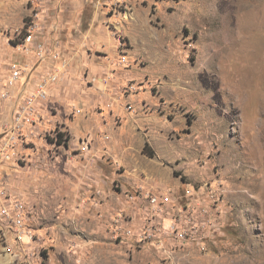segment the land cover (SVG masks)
Masks as SVG:
<instances>
[{
	"label": "rangeland",
	"instance_id": "374dc122",
	"mask_svg": "<svg viewBox=\"0 0 264 264\" xmlns=\"http://www.w3.org/2000/svg\"><path fill=\"white\" fill-rule=\"evenodd\" d=\"M50 16L59 56L31 75L74 71L76 98L13 148L0 101V207L35 211L46 264H264V0H0V48Z\"/></svg>",
	"mask_w": 264,
	"mask_h": 264
},
{
	"label": "built area",
	"instance_id": "2783aa9c",
	"mask_svg": "<svg viewBox=\"0 0 264 264\" xmlns=\"http://www.w3.org/2000/svg\"><path fill=\"white\" fill-rule=\"evenodd\" d=\"M35 1L41 2L42 0ZM44 23L40 20H31L26 35L14 44L13 48L22 51L24 54L32 53L39 60H45L47 56L56 59L59 56L58 42L56 40L54 42L47 40V42L40 37L43 34ZM51 27L56 28L55 25H51ZM31 71V68L28 69L26 65H21L16 60L0 59V101L13 99L14 90L20 92V97L14 104L10 128L5 137L1 139V144L4 143L9 148H13L15 143L21 139V128L24 125L33 124V121L41 115V108L45 107L44 104L49 97L51 87L60 80L56 68L46 72L47 74L40 75L37 79L31 75ZM26 73H30L31 77H28ZM25 84H28L27 90L24 89L26 88L24 87ZM24 134L25 137L29 138L40 136L39 131L33 127ZM80 149L83 151L88 150V142L83 141ZM161 192L163 191L157 193ZM193 192L195 194L191 193L188 196L198 195L196 191ZM157 193H153L150 197L154 208L160 206L162 199H165V196ZM170 199L174 198L170 197ZM22 208L19 201H13L9 205L0 207V242L3 250L11 259L12 264H46L44 248L39 244L38 237L27 223L29 217H32V213L35 214V211H22ZM178 211L185 210L178 209ZM178 222V220H172L169 223L166 228L168 235L170 233L175 237L184 236V227H181ZM152 236V233L148 231L143 234L142 239Z\"/></svg>",
	"mask_w": 264,
	"mask_h": 264
},
{
	"label": "crops",
	"instance_id": "0c3cea01",
	"mask_svg": "<svg viewBox=\"0 0 264 264\" xmlns=\"http://www.w3.org/2000/svg\"><path fill=\"white\" fill-rule=\"evenodd\" d=\"M54 17H52V16L49 17L52 20H54V21L50 22L49 24H48V19L49 18L47 17L45 19L44 22H46V24L44 23L45 25H44L43 34L40 35L41 38L47 39L50 42H54V39L58 38L57 36H59L58 25L56 24L57 22H55L56 17L55 18ZM51 25L52 26L56 25V30H53ZM0 58L1 59H13V60H16L20 64L26 65V67L28 69L31 68V70H33L34 74L42 71L43 67L48 66L50 64L48 62H46L44 64V62H43L42 64H40L39 66L36 67V65L33 64L34 63V59L32 58V56L30 54H24V53H22V51H18V50L14 49V48L10 49L8 47L7 48L6 47L0 48ZM72 74H73L72 77H71L72 79L69 81L70 82V87L66 88V85L68 83L67 82L65 85H62V86L59 85L58 87L53 88L50 91L51 97L50 98L48 97L49 99H47V101L45 102V104H44L45 106H47V105L51 106L52 103H53L54 105L61 106V107L63 106V108H64L65 105H67V103L69 101H71L72 98L73 99L76 98L75 95L77 93V87H78V82L77 81L78 80L76 79L77 76L74 73V71L72 72ZM24 89L27 90L28 87H26ZM13 92H15L14 93V98L11 99L7 104L4 105L5 106L4 108H6V110H8V111H9V109L11 107L12 108L14 107L15 102L20 97V92H18L17 90H14ZM43 108H41V113L44 111ZM0 112H2V110H0ZM43 114H44V118H43V120L41 122V125H43V127H46L48 125L47 122L52 120L53 117L60 116L59 112H57L55 114H50V113L44 112ZM93 231L95 232V234L91 235V237H93L91 242H96V243H93V244H99V243H97V241L101 242V240H98V239L101 238L102 236L105 237L104 230L102 228H100V226H96ZM93 247H94V245H93Z\"/></svg>",
	"mask_w": 264,
	"mask_h": 264
},
{
	"label": "trees",
	"instance_id": "16d2710c",
	"mask_svg": "<svg viewBox=\"0 0 264 264\" xmlns=\"http://www.w3.org/2000/svg\"><path fill=\"white\" fill-rule=\"evenodd\" d=\"M62 136H63V133H61V132H57V137H56V142L57 143H62V142H65V141H63V139H62ZM145 146H146V144H145Z\"/></svg>",
	"mask_w": 264,
	"mask_h": 264
}]
</instances>
